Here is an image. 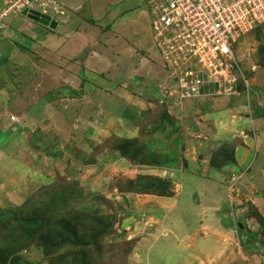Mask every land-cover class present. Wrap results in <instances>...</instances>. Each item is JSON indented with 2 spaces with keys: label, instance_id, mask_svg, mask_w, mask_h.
Listing matches in <instances>:
<instances>
[{
  "label": "rangeland",
  "instance_id": "obj_1",
  "mask_svg": "<svg viewBox=\"0 0 264 264\" xmlns=\"http://www.w3.org/2000/svg\"><path fill=\"white\" fill-rule=\"evenodd\" d=\"M54 1L65 8L69 0ZM157 1L83 0L80 16L96 28L85 24L88 29L67 36L59 27L54 38L38 44L37 30H45L0 0V243L13 241L1 247L6 264H57L73 236L91 242L96 264L264 263V24L233 46L237 89H229L228 72L226 82L209 80L219 86L207 98H184L155 39ZM51 8L57 21L68 19ZM90 36L100 42L97 85L87 103L79 88L95 83L88 70L82 72L93 66L84 46ZM70 61L78 67H65ZM119 81L120 99L121 92L124 99L127 92L135 96L124 101V112L111 91ZM62 83L66 90L59 89ZM109 119L117 123L110 127ZM120 126L130 138L119 139ZM124 144H130L127 153ZM141 176L144 183L172 178L174 196L138 191L132 183ZM72 182L77 198L66 202L58 220L47 215L53 230L18 227L15 215L30 218V196L40 192L46 199ZM233 214L234 229L222 232L225 249H209L212 231H223L224 217ZM47 234L52 247L42 238ZM189 241L196 246L189 249Z\"/></svg>",
  "mask_w": 264,
  "mask_h": 264
},
{
  "label": "built area",
  "instance_id": "obj_2",
  "mask_svg": "<svg viewBox=\"0 0 264 264\" xmlns=\"http://www.w3.org/2000/svg\"><path fill=\"white\" fill-rule=\"evenodd\" d=\"M8 1L9 11L49 14L52 5L54 13L62 14L54 0ZM153 16L155 39L176 87L184 98L197 99L207 97L228 72L225 80L235 90L239 66L233 46L264 24V0H158ZM215 76L218 80L208 83Z\"/></svg>",
  "mask_w": 264,
  "mask_h": 264
},
{
  "label": "trees",
  "instance_id": "obj_3",
  "mask_svg": "<svg viewBox=\"0 0 264 264\" xmlns=\"http://www.w3.org/2000/svg\"><path fill=\"white\" fill-rule=\"evenodd\" d=\"M255 30V29H254ZM235 75L239 74V70L235 69L234 70ZM236 89H237V85H236ZM158 91H160L159 89H155L154 92L157 93ZM15 117V116H13ZM12 117V118H13ZM11 118V120H12ZM15 122V121H13ZM140 122V121H139ZM138 122V125L140 126ZM15 127L13 126V128H18L17 124H14ZM58 132L56 133L57 136L62 134V128H57ZM61 129V131H60ZM64 131V129H63ZM36 134V133H34ZM130 144H124L122 146L121 151L123 153H127V150L129 148ZM119 147H121V144L118 145ZM135 148V147H133ZM120 149V148H119ZM233 153V151H230V153ZM229 153V151H228ZM229 153V156H232ZM216 158V157H215ZM142 178L144 177H138V179L136 181V183H132L135 186H137V190L140 192H144L146 193H152L153 195H158V196H162V197H172L174 196V191L173 188L171 187V183H172V178H156V177H148L145 179L146 183H144L142 181ZM143 182V183H142ZM66 186H64L62 189H60L59 191L54 190L52 191L51 196L48 198H40V192L37 196V194L35 196H30L27 201H26V205L28 207V209H31V212L29 213L30 218H28L27 216L21 215V216H16L14 217V221L19 223L20 225L18 226L20 229L24 230L23 227H25V225H31L33 226V224L40 229V231L42 230H53L54 226L49 224V218H47V215L50 216L52 218V220H58L60 212L62 210H64L66 208V205H68V203H66L67 201H72V199H76L78 193L76 191H78V187L75 185V182L68 184H65ZM148 185V188H147ZM151 191V192H150ZM77 193V194H76ZM68 195H70V199L68 197ZM57 198V199H56ZM38 200L39 202H35L34 200ZM68 210V209H66ZM22 214V213H20ZM45 214L46 216L44 217H40V215ZM33 215V217H32ZM235 214H233L234 216ZM240 225H244L241 224ZM241 231V229H238ZM9 235L13 236L14 238L17 236V233L15 231H11L9 232ZM46 237H42L45 241L46 240H50V235H45ZM26 238L30 237L29 236V232H26L25 235ZM32 237V236H31ZM17 239V238H16ZM6 240V239H5ZM86 239H84L81 236H73L72 240H71V250L68 253H64L60 256L55 257L57 260V264H96L97 262V257L99 256V254L94 253L95 251L92 248V244L90 241H84ZM48 246H51V242H48ZM6 245L9 246H13V241L12 242H4L3 246L0 243V264H6L7 263V259H8V254H5L3 252V250L1 249V247H4ZM53 250H56V247L53 245ZM92 248V249H91ZM94 251V252H93ZM10 255V254H9ZM82 260H84V262H82Z\"/></svg>",
  "mask_w": 264,
  "mask_h": 264
},
{
  "label": "crops",
  "instance_id": "obj_4",
  "mask_svg": "<svg viewBox=\"0 0 264 264\" xmlns=\"http://www.w3.org/2000/svg\"><path fill=\"white\" fill-rule=\"evenodd\" d=\"M63 5V4H62ZM67 5L68 6H64L65 8H62V10H63V13H65V15L64 16H67L68 17V19H66V20H63V22H59L58 23V25H57V27H56V29L55 30H52V29H50L49 27H47V26H44V25H42V24H40V23H38V22H35V23H37L38 25H40L41 26V28H43L44 30H45V32L42 30V29H38L37 31L39 32V35H40V37H39V39H38V44H41V43H43L45 40L46 41H48V40H50V39H52V38H54V36H56L54 33H52L51 34V32H55V31H57V29H59V27H60V29H61V32H64V33H66V35L67 36H69V34L70 33H79V32H81V30L83 31V30H86V29H88V28H85V24H88L89 25V28L90 27H93V28H96V24L95 23H93V22H91L90 20H86V19H84V18H82L81 16H80V11L83 9V7L85 6V4L83 3V0H69L68 1V3H67ZM123 12V11H122ZM121 13V12H120ZM88 22V23H87ZM60 23H61V25H60ZM64 26L65 27H70V29L69 30H66L65 28H64ZM98 28V27H97ZM98 29H101V28H98ZM109 29H111V28H109ZM57 35H60V34H57ZM116 36H119V35H116ZM90 37H92V39L88 42V43H85L84 44V46H86L90 51H89V54H90V60H89V63H91V64H93V66H86V65H84L83 67L84 68H82V72L84 73H88V72H86L87 70L89 71V74L91 75L90 77H91V79H93V81L95 80V77H96V65L98 64L96 61H97V59L96 58H94V56H96L97 54H98V50H97V48H95V45L96 44H98L100 41V38L97 36L96 38H94V36H90ZM31 42H33V41H35L34 40V37L32 36L31 37ZM117 52L119 53V47H115L114 48V52H113V54H117ZM122 51H120V53H121ZM92 58V59H91ZM75 58H73L72 60H74ZM1 60H3V58H2V56H0V61ZM119 60V59H118ZM66 63V62H65ZM1 64V63H0ZM46 66V65H45ZM45 66H43V67H40L39 69H43L44 70V67ZM69 66H72V67H78L77 66V64H75V63H71V61H70V63L67 65V66H65V67H69ZM47 67L49 68V70L50 69H56V68H59V67H53V66H46V68H45V70H47ZM65 67H62L61 69H63V68H65ZM84 73V74H85ZM95 74V75H94ZM65 82V81H64ZM95 82V81H94ZM64 84H66V83H62V84H60V85H58L59 86V89H61V91H63L64 89L66 90L68 87H64L63 85ZM130 84H132V80H131V83ZM97 85V82H95V83H93V82H86V83H83L81 86H80V88L79 89H81L80 91H82V93H81V96H82V99H81V101H85V102H87V103H89V102H91L92 100H93V97H92V95L94 94V90L96 89V86ZM122 85V82L121 81H119V83L118 84H116L115 86H113V88L111 89V91L112 92H114V95L116 96V104L118 105V106H120V108H121V112H124V111H127V108L125 109V102L128 100V102H132V98L133 97H135L133 94L131 95V93H129V92H127L126 94H127V97H126V99H124V98H122L123 97V92H121L122 93V97H121V99L119 98L120 96L119 95H117L116 93H117V91L119 90V87H122L121 86ZM173 87H176L175 86V84H174V86ZM34 88H35V90L38 92V90L39 89H36V86H34ZM122 91H123V89H121ZM83 91H85V93L83 92ZM46 93H49V92H46ZM46 96H47V94L44 96V98H46ZM133 96V97H132ZM142 96V95H141ZM34 99H37V98H34ZM92 99V100H91ZM43 100V99H42ZM90 100V101H89ZM125 101V102H124ZM140 101H143L142 99H140ZM37 103H40V102H37ZM37 103H36V105H37ZM35 105V106H36ZM126 105H128V103L126 102ZM39 106H44L43 104H40ZM129 109V108H128ZM91 120H92V118H91ZM90 121V120H89ZM117 123V121L115 122V120H110L109 119V123H108V126H112V125H114V124H116ZM57 124V123H56ZM89 128V127H88ZM122 128V132H123V134H122V137L121 138H119V139H123L124 137L125 138H130V137H128V135H127V127L126 126H120V129ZM118 128H116V126H115V130H117ZM86 131H87V129H86ZM88 132V131H87ZM116 132V131H115ZM36 133V132H35ZM89 133V132H88ZM117 133V132H116ZM120 137V136H119ZM115 139H117V138H115ZM229 205H230V203H229ZM233 205V204H232ZM231 211L233 212V207L231 206ZM158 211V210H157ZM159 211H161V210H159ZM158 211V212H159ZM217 213V212H216ZM164 220H163V225L164 226H166V222H165V220L166 219H168V218H170L169 217V215L166 213V214H164V216L162 217ZM224 219L226 220V223L224 224V225H222L221 224V226L223 227V231L221 230L220 232H217L216 230L215 231H212V233H211V238H212V245H210L209 246V244H207V246H209V249H211V250H220V251H222V250H224L225 249V247H224V244L222 243V238H223V234H222V232H229V234H230V231H232L233 229H234V221H236L235 219H233V217H232V219H227V218H225L224 217ZM167 227V226H166ZM165 227V228H166ZM205 227L206 228H208L207 227V225H203V229H205ZM241 228V227H240ZM242 229V228H241ZM257 229H258V227H257ZM163 230H164V228H163ZM166 230V229H165ZM170 230V229H169ZM168 230V231H169ZM252 230V228L251 229H249V230H247V232H246V235H248V236H252L253 235V233H255V232H253V231H251ZM199 231V230H198ZM259 231V230H258ZM163 232H166V231H163ZM253 232V233H252ZM238 234H239V232H238ZM243 234H244V231H243ZM257 234V233H256ZM255 237H256V235H254ZM254 237V238H255ZM248 238L249 237H245V240L248 242ZM187 246H189L188 248L189 249H191V248H193L194 246H196V244L193 246V243L191 242V241H189L188 242V244H187ZM195 248H197V247H195ZM200 249H202L204 252H206V251H208L207 249H205V248H201V247H199ZM228 249V248H227ZM257 252H259V249H257ZM227 261V260H226ZM256 263H258V264H264L263 263V260L262 261H260V262H256ZM255 263V264H256Z\"/></svg>",
  "mask_w": 264,
  "mask_h": 264
},
{
  "label": "water",
  "instance_id": "obj_5",
  "mask_svg": "<svg viewBox=\"0 0 264 264\" xmlns=\"http://www.w3.org/2000/svg\"><path fill=\"white\" fill-rule=\"evenodd\" d=\"M23 15L42 25L50 27L52 30H55L58 25V23L55 20H53L51 16L42 15L41 13L36 11H30L28 13V11L26 10L23 12ZM240 227L242 228V226Z\"/></svg>",
  "mask_w": 264,
  "mask_h": 264
},
{
  "label": "clouds",
  "instance_id": "obj_6",
  "mask_svg": "<svg viewBox=\"0 0 264 264\" xmlns=\"http://www.w3.org/2000/svg\"><path fill=\"white\" fill-rule=\"evenodd\" d=\"M58 4V3H57ZM59 5V4H58ZM24 11H26V10H24ZM23 11V12H24ZM28 11V13L30 12V11H34V10H27ZM61 11H62V14H61V16H63L64 15V13H63V10H62V8H61ZM22 12V13H23ZM36 12H39V11H36ZM39 13H41V12H39ZM42 15H48V16H51L50 14H43V13H41ZM51 18L53 19V20H55L57 23H59V21H57L56 19H54L53 18V16H51ZM45 26V25H44ZM48 27V26H47ZM50 28V27H49ZM51 29V28H50ZM174 86V85H173ZM175 86H176V82H175ZM207 98V97H206ZM15 121V120H14ZM233 217V219H236V215H234V216H232Z\"/></svg>",
  "mask_w": 264,
  "mask_h": 264
},
{
  "label": "bare ground",
  "instance_id": "obj_7",
  "mask_svg": "<svg viewBox=\"0 0 264 264\" xmlns=\"http://www.w3.org/2000/svg\"><path fill=\"white\" fill-rule=\"evenodd\" d=\"M181 245V244H180Z\"/></svg>",
  "mask_w": 264,
  "mask_h": 264
}]
</instances>
